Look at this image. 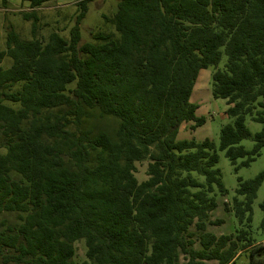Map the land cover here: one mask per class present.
Returning <instances> with one entry per match:
<instances>
[{
  "label": "trees",
  "instance_id": "1",
  "mask_svg": "<svg viewBox=\"0 0 264 264\" xmlns=\"http://www.w3.org/2000/svg\"><path fill=\"white\" fill-rule=\"evenodd\" d=\"M22 1L35 10L51 0ZM90 1L68 38L43 36L33 11L22 14L32 39L10 28L0 50V64L11 59L0 67V264H75L79 241L82 264H264L251 235L264 169L238 178L223 208L241 228L217 236L209 226L224 222L211 215L228 192L216 145L178 140L205 123L191 96L214 67L212 95L233 118L219 150L236 171L264 150V0H114L106 20L117 36L82 43Z\"/></svg>",
  "mask_w": 264,
  "mask_h": 264
},
{
  "label": "rangeland",
  "instance_id": "2",
  "mask_svg": "<svg viewBox=\"0 0 264 264\" xmlns=\"http://www.w3.org/2000/svg\"><path fill=\"white\" fill-rule=\"evenodd\" d=\"M80 0H51L42 7L35 10L31 9L27 1L22 0H0V50L6 49V36L8 29H12L21 39H32V22L23 18V13L35 12L40 21L41 34L47 37L52 31L59 32L64 37H69V31L75 24V19L79 13ZM117 8V2L114 0H91L88 3V12L82 21L81 36L82 43L92 41V33L101 31L103 33H112L117 36L112 23L106 18H112ZM227 62V57L223 55L219 64V68L223 69ZM11 59L5 58L0 67L9 68ZM215 71L214 67L202 69L199 72L191 102L198 106L196 111L197 117H203L205 123L203 126L195 130H191L193 123H188L184 129H181L178 140H194L198 143L209 139L216 145V151L219 156L217 168L221 172L222 183L228 194L225 197H218L219 207L211 215L213 221L222 220L221 225L209 226V231L217 236L230 235L231 232L240 230L241 226L234 213H226L223 204L226 201H232L237 195L239 188L238 178L242 180H250L255 178L264 169V150L256 157L250 166H242L246 160L239 159L236 171L235 167L226 157L225 151L219 150L220 131L221 129L233 122V118L226 114L228 109L227 102L223 99H215L212 95V76ZM246 125L252 135L260 132L262 125L246 118ZM245 150L252 151L254 142L251 139L243 140L240 144ZM147 162L137 164L136 176L139 181H144L146 176ZM243 199V197H239ZM264 202V185L258 190L257 197L252 204L253 221L251 226V235L259 242L264 241V227L262 221L264 213L260 208V204ZM76 253L74 257L75 264H82L86 259V246L84 241L75 244Z\"/></svg>",
  "mask_w": 264,
  "mask_h": 264
}]
</instances>
